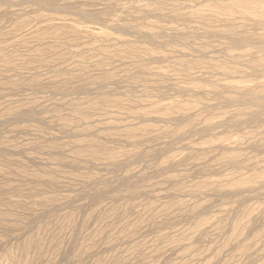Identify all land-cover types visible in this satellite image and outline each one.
<instances>
[{"label":"rangeland","instance_id":"1","mask_svg":"<svg viewBox=\"0 0 264 264\" xmlns=\"http://www.w3.org/2000/svg\"><path fill=\"white\" fill-rule=\"evenodd\" d=\"M0 264H264V0H0Z\"/></svg>","mask_w":264,"mask_h":264}]
</instances>
